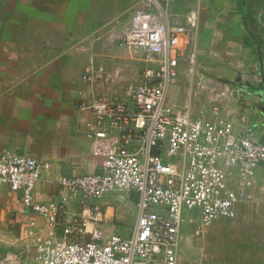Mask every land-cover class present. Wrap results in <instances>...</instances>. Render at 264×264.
I'll return each instance as SVG.
<instances>
[{"label": "crops", "instance_id": "obj_1", "mask_svg": "<svg viewBox=\"0 0 264 264\" xmlns=\"http://www.w3.org/2000/svg\"><path fill=\"white\" fill-rule=\"evenodd\" d=\"M147 1L0 0V155L19 152L50 163L36 184L35 200L60 203L64 220L101 208L106 216L99 226L106 236L131 235L139 195L113 193L63 204L69 195L61 179L101 171L102 158L92 154L87 137L94 111L81 104L104 93L124 96L129 83L139 82L162 59L130 52L116 38L99 40L124 34ZM166 21L186 29L168 104L190 109L195 118L236 122L264 143V0H171ZM91 61L103 76L95 85L83 79ZM257 174L254 200L238 205L236 218L201 228L196 212L187 215L177 264H264V163ZM124 210L132 217L137 210L134 222ZM45 223L24 206L21 192L0 183V264H39L34 240L24 233L44 235Z\"/></svg>", "mask_w": 264, "mask_h": 264}, {"label": "built area", "instance_id": "obj_2", "mask_svg": "<svg viewBox=\"0 0 264 264\" xmlns=\"http://www.w3.org/2000/svg\"><path fill=\"white\" fill-rule=\"evenodd\" d=\"M170 2L148 0L124 34L99 39L110 43L116 38L130 52L162 59L139 82L129 83L124 96L104 93L81 104V109L94 111L87 137L92 154L102 158L101 171L61 179L69 195L63 204L67 199L87 203L113 193L138 194L137 223L129 237L106 236L99 226L106 213L96 206L85 209L88 215L64 220L60 203L34 198L36 184L51 164L19 152L0 155V183L21 192L24 206L46 222L44 235L33 229L24 233L34 240L39 264H177L187 213L196 212L201 228L208 227L220 218H236L238 205L254 200L264 143L236 122L195 118L190 109L181 111L167 102L177 84L176 54L186 31L167 23ZM194 61L192 57L191 74ZM101 73L91 61L83 79L95 85Z\"/></svg>", "mask_w": 264, "mask_h": 264}, {"label": "rangeland", "instance_id": "obj_3", "mask_svg": "<svg viewBox=\"0 0 264 264\" xmlns=\"http://www.w3.org/2000/svg\"><path fill=\"white\" fill-rule=\"evenodd\" d=\"M106 196H107V195H106ZM106 196H104V197L106 198ZM104 197H103V198H104ZM101 199H102V198H101ZM101 199L90 200V201H99V200H101ZM90 201H89V202H90ZM115 205L117 206L116 203H115ZM136 212H137V210L134 211V215H133V217H132L131 214L128 213V210H124V216L127 217L128 220L130 219V216H131V219H132V221L134 222ZM192 213H194V212H192ZM192 213H187V215L193 216V215H191ZM187 215H186V217H187ZM129 221H130V220H129ZM129 221H128V222H129ZM129 224H130V222H129Z\"/></svg>", "mask_w": 264, "mask_h": 264}]
</instances>
